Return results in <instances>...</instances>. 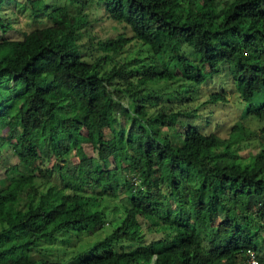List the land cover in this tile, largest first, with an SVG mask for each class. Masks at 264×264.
<instances>
[{
    "label": "trees",
    "instance_id": "16d2710c",
    "mask_svg": "<svg viewBox=\"0 0 264 264\" xmlns=\"http://www.w3.org/2000/svg\"><path fill=\"white\" fill-rule=\"evenodd\" d=\"M64 1L50 26L0 40V148L33 167L0 189V264H245L249 249L264 263V147L241 161L242 124L228 138L204 132L181 88L151 87L227 73L264 132V101L252 103L264 95V0H96L131 36L99 42L95 62L77 43L93 0ZM132 42L147 56L112 61ZM123 96L144 125L123 130ZM44 125L40 142L31 133ZM113 200L115 227L71 261L32 255L59 235L103 229Z\"/></svg>",
    "mask_w": 264,
    "mask_h": 264
},
{
    "label": "rangeland",
    "instance_id": "374dc122",
    "mask_svg": "<svg viewBox=\"0 0 264 264\" xmlns=\"http://www.w3.org/2000/svg\"><path fill=\"white\" fill-rule=\"evenodd\" d=\"M44 1V2H43ZM0 0V21L9 25L6 32L0 27V40L3 39H21L25 34L39 28L51 25L48 18V12L57 6L64 4V0ZM39 3V4H37ZM37 4V5H34ZM45 5L48 10H43ZM83 12L88 18V26L84 28L78 35L77 43L82 51V56L89 62H95L99 57L104 55L99 42L113 39L120 34L126 37L131 36L129 28L122 23L111 20L103 6H99L96 0L86 7ZM147 56V52L138 44L132 42L127 45L124 52L114 57L112 61L117 59H134ZM108 60L104 66L105 70H109L112 64ZM154 89H161L166 95L171 97L177 94V91H184V94L192 99L193 107H199L200 118L198 123L202 130L207 133H215L221 138H228L230 129L236 123H240L246 130L245 137L239 142L238 153L241 161H250L251 157L258 153L264 147V132L261 131L262 124L259 123L255 116L248 111V104L244 103L237 95L232 83V78L227 73H218L211 77L205 84H188L177 80L176 82H158L151 84ZM181 88V89H180ZM0 93L5 94L7 91L4 86L0 87ZM220 93L224 95L222 101H211L210 94ZM253 104L259 105L264 101V95L257 96L253 99ZM127 112L119 115L123 130L127 131L133 125H144V118L135 113L132 107V101L128 96H123L120 100ZM132 116V117H131ZM137 119V120H136ZM48 132L47 126L31 133L43 142ZM107 134L111 133L107 129ZM88 154L93 152L89 146H85ZM126 164V163H124ZM50 166L51 163L46 164ZM47 166V167H48ZM33 170V167H25L18 165L17 159L13 155L12 145L5 143L0 148V189L2 185H6L12 179L26 177ZM115 175L121 178L119 172L114 171ZM130 178V177H129ZM134 183L138 182L133 178ZM120 206L119 201L113 200L107 203L105 209L106 224L103 229L88 235L85 231H73L69 234L59 235L54 243H41L38 248L34 249L32 255L35 258H48L50 260H59L69 262L78 252L84 251L96 240L102 238L112 231L115 223L120 219L122 211L115 207ZM147 224V223H146ZM154 229V224L143 227V233L146 236ZM257 245L262 244L261 239L256 241Z\"/></svg>",
    "mask_w": 264,
    "mask_h": 264
},
{
    "label": "built area",
    "instance_id": "2783aa9c",
    "mask_svg": "<svg viewBox=\"0 0 264 264\" xmlns=\"http://www.w3.org/2000/svg\"><path fill=\"white\" fill-rule=\"evenodd\" d=\"M246 253H247V258L245 260V264H264L259 260L254 250L249 249L247 250Z\"/></svg>",
    "mask_w": 264,
    "mask_h": 264
},
{
    "label": "clouds",
    "instance_id": "9594fccd",
    "mask_svg": "<svg viewBox=\"0 0 264 264\" xmlns=\"http://www.w3.org/2000/svg\"><path fill=\"white\" fill-rule=\"evenodd\" d=\"M256 254H257V252H256ZM257 257H258V255H257ZM260 260V259H259ZM262 262V261H261ZM263 263V262H262Z\"/></svg>",
    "mask_w": 264,
    "mask_h": 264
}]
</instances>
